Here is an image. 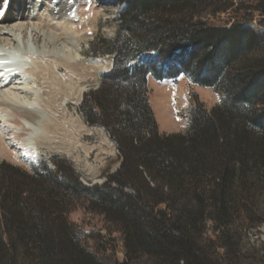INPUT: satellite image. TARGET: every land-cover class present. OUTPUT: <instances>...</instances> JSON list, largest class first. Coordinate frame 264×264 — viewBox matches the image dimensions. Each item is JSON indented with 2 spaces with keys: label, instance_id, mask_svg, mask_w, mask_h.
<instances>
[{
  "label": "trees",
  "instance_id": "1",
  "mask_svg": "<svg viewBox=\"0 0 264 264\" xmlns=\"http://www.w3.org/2000/svg\"><path fill=\"white\" fill-rule=\"evenodd\" d=\"M114 1L125 6L119 29L102 42L114 68L81 112L107 131L121 166L89 186L67 162L32 172L0 162V264H109L80 244L68 218L76 200L122 232L115 264H242L245 222L264 224V0ZM221 14L234 22L216 24ZM148 52L177 57L167 76L214 87L222 103H197L186 133H161L148 78L166 76L131 67Z\"/></svg>",
  "mask_w": 264,
  "mask_h": 264
},
{
  "label": "rangeland",
  "instance_id": "2",
  "mask_svg": "<svg viewBox=\"0 0 264 264\" xmlns=\"http://www.w3.org/2000/svg\"><path fill=\"white\" fill-rule=\"evenodd\" d=\"M65 7L72 13L75 21L61 20L58 21L59 25L55 24L57 21L51 22L52 17L49 18V13L58 14L62 10L66 11ZM124 8V5L118 4L114 0H0V44L6 45L14 40V34L21 37L19 40H27L33 23L38 28L33 33L34 38L37 39L38 36L37 40H41L42 43L47 39V45L49 43L51 45L50 37H53V34H58L62 26H67L73 28L71 34L74 44L69 47L74 50L81 49V63L84 67H91L97 60L102 59L112 63L111 68L107 69L108 71L100 72L95 79H81L86 84L83 98L77 103L69 104L68 113L70 116L68 118L76 121V127L78 126V130L82 131L81 144H76L80 134L78 132V137L76 135L73 140L75 149L70 150L75 160L65 155L64 151L54 149L55 146L43 148L42 145H38L41 151L36 156L26 144L31 131L25 123L23 114L18 110L13 111L0 106V162L5 161L26 172H32L35 167L41 165L55 170L67 162L73 166L81 181L89 186L104 185L109 177L118 171L122 157L117 145L102 126L90 125L86 121L81 112V106L86 94L101 87L102 75L111 72L114 68V55L106 53L108 47L102 42L103 40L111 41L117 35L120 22L118 15ZM46 17L48 24L44 21ZM261 19L256 13L255 20ZM230 21H232L230 14H221L214 19V22L219 25L227 24ZM40 30L48 32L50 37L44 38L43 34L39 32ZM1 52L2 50H0ZM175 59L177 57L166 63H160L154 52H148L131 64V67L142 62L150 66H157L158 70H161L166 76L156 79L150 75L148 78L150 103L159 130L163 134L186 133L191 121V110L197 103L203 104L206 109L211 111L219 106L224 98L216 88L194 84L184 74L176 78L167 76L175 68ZM59 71L62 74L66 73L63 67H60ZM75 77L77 76L75 75ZM3 78L5 77L0 79V85L1 82L8 85L9 81H13L5 82ZM77 78L79 79V77ZM19 81L16 83L21 84L22 81ZM43 96L44 93L41 92V97ZM44 101L46 102L45 99ZM46 111L53 117L54 113L49 108H46ZM61 112L60 110L59 113L61 114ZM76 161L79 166H76ZM68 218L70 223L75 226L82 246L109 264L124 261L126 253L122 232L108 222L103 215L89 211L87 201H74ZM248 224L251 223L245 222L244 224L243 237L252 252L249 251L242 264H264L260 258V255L263 256L264 250V224L251 228H248ZM208 229L210 230L209 235L213 236L210 223Z\"/></svg>",
  "mask_w": 264,
  "mask_h": 264
},
{
  "label": "bare ground",
  "instance_id": "3",
  "mask_svg": "<svg viewBox=\"0 0 264 264\" xmlns=\"http://www.w3.org/2000/svg\"><path fill=\"white\" fill-rule=\"evenodd\" d=\"M47 12L49 13V10ZM49 18L51 22L57 21L55 24L58 25V21L61 20L75 21L74 16L67 9L55 15L49 13ZM47 19L46 17L44 21L48 24ZM31 28L27 40H19L21 37L14 34V40L6 45L0 44V50H2L0 79L5 77L3 78L5 82L14 81H9L8 85L1 82L0 106L13 111L18 110L23 114L25 123L31 131L26 144L36 156L41 151L38 145H42L43 148L55 146L54 149L64 151L65 155L75 160L70 150L75 149L73 140L78 132L80 134L79 137L77 135L76 144H81L82 131L78 130V126L76 127V121L68 118L69 104L77 103L83 98L86 84L81 79H95L100 72L108 71L112 63L102 59L97 60L91 67H84L81 63V49L74 50L69 47L74 44L71 34L73 28L62 26L58 34L52 33L53 37H50L45 30H40L44 38H51L49 40L51 45L50 43L47 45V39L43 43L37 40L38 36L35 39L33 33L38 28L33 23ZM8 34L11 33L8 32ZM60 67L66 70L65 74L59 71ZM18 80L22 83H16ZM41 92L44 93L43 97ZM46 108L54 113L53 117ZM77 165L79 166L78 163Z\"/></svg>",
  "mask_w": 264,
  "mask_h": 264
}]
</instances>
